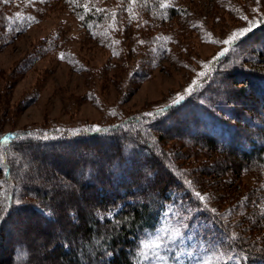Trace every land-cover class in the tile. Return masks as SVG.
Instances as JSON below:
<instances>
[{"label":"trees","instance_id":"trees-1","mask_svg":"<svg viewBox=\"0 0 264 264\" xmlns=\"http://www.w3.org/2000/svg\"><path fill=\"white\" fill-rule=\"evenodd\" d=\"M135 1L132 7L124 0L117 9L124 14L130 7L161 21L181 12L162 6V0ZM86 16L84 26L95 28ZM210 65L190 95L111 127L54 136L2 134L4 177L11 186L0 216V252L7 250L9 264H40L46 258L66 264H156L155 254L171 256V240L158 233L171 203L178 217L187 216L182 230L212 235L223 260L232 255L240 264H264V220L258 225L239 215L237 226L225 214L210 212L197 197L195 179L176 163L178 151L165 148L172 141L191 156L199 148L224 155L229 163L236 159L238 172L264 171V24L231 42ZM26 159L28 171L21 173ZM40 166L47 170L36 178L32 170ZM255 204L264 205V182L241 203ZM188 207L198 215L188 217ZM202 221L212 225L202 227Z\"/></svg>","mask_w":264,"mask_h":264},{"label":"rangeland","instance_id":"rangeland-1","mask_svg":"<svg viewBox=\"0 0 264 264\" xmlns=\"http://www.w3.org/2000/svg\"><path fill=\"white\" fill-rule=\"evenodd\" d=\"M128 1L132 7L136 4L0 0V136L94 130L160 110L190 95L187 89L201 83L204 76L199 74L207 75L211 61L228 50L225 41L233 34L240 39L264 24V0H162V6L181 10L177 18L163 21L130 7L121 14L117 6ZM86 13L95 28L84 26ZM165 146L178 151L176 163L195 179L197 197L210 212L225 214L237 226L240 216L254 223L264 220L263 204L241 205L248 192L264 182L263 170L238 172V160L229 163L214 151L196 148L191 156L172 141ZM22 153L30 156L25 149ZM2 154L0 216L11 186L4 177ZM29 162L26 159L21 173L28 171ZM45 170L40 166L32 175L37 178ZM174 197L186 207L178 194ZM188 215L196 217L198 212L188 207ZM185 218L176 215L175 203L165 207L158 233L169 237L172 250L170 258L155 254L156 264H240L232 255L223 260L210 234L199 239L194 230H182ZM6 251L0 252V264H9ZM40 264L66 262L46 258Z\"/></svg>","mask_w":264,"mask_h":264},{"label":"snow or ice","instance_id":"snow-or-ice-1","mask_svg":"<svg viewBox=\"0 0 264 264\" xmlns=\"http://www.w3.org/2000/svg\"><path fill=\"white\" fill-rule=\"evenodd\" d=\"M72 2H75V0H72ZM238 35L239 34H233V37H231L229 40L225 41V43H231V42H233L238 37ZM61 58H63V57H61ZM199 75L205 76L206 73H200ZM195 87H196V85H193V87H190L189 89H187L188 93L191 94ZM182 98L183 97H178L177 99H182ZM5 139H7V138H5Z\"/></svg>","mask_w":264,"mask_h":264}]
</instances>
